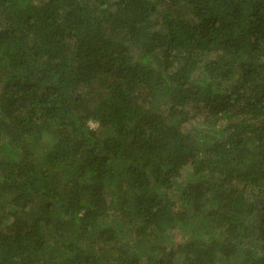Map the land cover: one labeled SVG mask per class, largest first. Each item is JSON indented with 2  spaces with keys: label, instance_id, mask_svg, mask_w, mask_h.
Instances as JSON below:
<instances>
[{
  "label": "trees",
  "instance_id": "1",
  "mask_svg": "<svg viewBox=\"0 0 264 264\" xmlns=\"http://www.w3.org/2000/svg\"><path fill=\"white\" fill-rule=\"evenodd\" d=\"M0 264H264V0H0Z\"/></svg>",
  "mask_w": 264,
  "mask_h": 264
}]
</instances>
